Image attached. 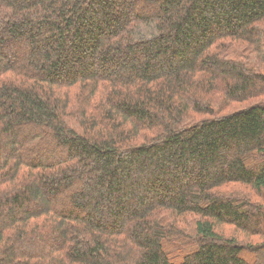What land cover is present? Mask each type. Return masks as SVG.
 <instances>
[{"label":"trees","instance_id":"trees-1","mask_svg":"<svg viewBox=\"0 0 264 264\" xmlns=\"http://www.w3.org/2000/svg\"><path fill=\"white\" fill-rule=\"evenodd\" d=\"M0 264H264V0H0Z\"/></svg>","mask_w":264,"mask_h":264},{"label":"rangeland","instance_id":"rangeland-1","mask_svg":"<svg viewBox=\"0 0 264 264\" xmlns=\"http://www.w3.org/2000/svg\"><path fill=\"white\" fill-rule=\"evenodd\" d=\"M240 107H242V106H240ZM239 107V108H240ZM231 228H229V227H225V228H222L221 229V231L223 232V234L226 236V235H230L231 234ZM172 250L174 251V250H177L178 249V246L177 245H175V244H172ZM251 258H252V256H250Z\"/></svg>","mask_w":264,"mask_h":264}]
</instances>
